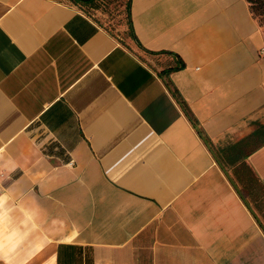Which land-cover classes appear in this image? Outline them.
<instances>
[{"label":"crops","instance_id":"0c3cea01","mask_svg":"<svg viewBox=\"0 0 264 264\" xmlns=\"http://www.w3.org/2000/svg\"><path fill=\"white\" fill-rule=\"evenodd\" d=\"M131 16L140 47L0 0V264H264L263 29L247 0Z\"/></svg>","mask_w":264,"mask_h":264},{"label":"rangeland","instance_id":"374dc122","mask_svg":"<svg viewBox=\"0 0 264 264\" xmlns=\"http://www.w3.org/2000/svg\"><path fill=\"white\" fill-rule=\"evenodd\" d=\"M55 1L65 2L80 9L88 18L96 21L105 31L115 36L123 45L133 40L129 30L127 16L129 0H93L91 5L85 7L75 6L68 0ZM260 28L264 31V26ZM262 58L264 59V49L262 50ZM258 195L259 203L261 202L264 206V195L261 193ZM261 215L264 218V213H261Z\"/></svg>","mask_w":264,"mask_h":264},{"label":"trees","instance_id":"16d2710c","mask_svg":"<svg viewBox=\"0 0 264 264\" xmlns=\"http://www.w3.org/2000/svg\"><path fill=\"white\" fill-rule=\"evenodd\" d=\"M69 2H72L75 6H89L93 3V0H68ZM249 7H250V12L253 13L255 19L258 21L260 24V27L264 26V0H247ZM132 3L133 0H129V3L127 5V16H128V25H129V30L131 32L132 39L137 42L138 46L140 47V43L137 39L136 33L134 32V27H133V21H132V16H131V9H132ZM185 64H183L182 67H175L173 70L168 71L167 73H173L174 71L181 70L184 68ZM173 94L179 102L182 105L183 110H185L187 116L192 120L193 125H195L196 128L200 130V125L198 124V121L196 118L193 116L192 112L188 109L186 103L183 101L181 98V95L178 93L177 90H174Z\"/></svg>","mask_w":264,"mask_h":264},{"label":"water","instance_id":"95a60500","mask_svg":"<svg viewBox=\"0 0 264 264\" xmlns=\"http://www.w3.org/2000/svg\"><path fill=\"white\" fill-rule=\"evenodd\" d=\"M206 144H207L208 148L210 149V151H212V147H211L210 143L207 141ZM219 165H220V167H222V165H221L220 162H219ZM224 172H226V174H227V176H228L230 182L232 183L233 187H235V189L237 190V192L241 195V197H242L244 203H246V205H247V207L249 208V210L251 211L252 215H253L256 219H258V221H259L260 224L262 225V223H261V221L259 220V218H257V216L255 215V213L253 212V210H252V208H251L249 202L246 201V199H245L244 196L242 195V193H241V191L239 190V188H238V187L235 185V183L233 182V180H232V178L230 177L229 173H228L227 171H225V170H224Z\"/></svg>","mask_w":264,"mask_h":264}]
</instances>
